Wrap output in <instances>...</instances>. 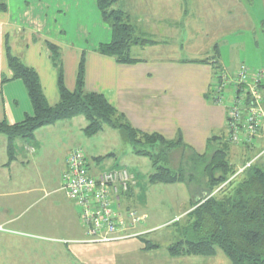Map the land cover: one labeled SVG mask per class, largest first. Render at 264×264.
I'll list each match as a JSON object with an SVG mask.
<instances>
[{"label":"crops","instance_id":"crops-1","mask_svg":"<svg viewBox=\"0 0 264 264\" xmlns=\"http://www.w3.org/2000/svg\"><path fill=\"white\" fill-rule=\"evenodd\" d=\"M1 1L0 122L12 125L22 121L26 115H32L31 103L22 80L12 78L8 55L16 57L36 72L42 93L50 106L60 100L59 72L62 74L63 87L73 91L79 64L83 60V89L102 94L133 128L148 134L158 133L166 139L180 137L199 154L206 152L207 141L212 136H224L226 140L229 102H214L210 92L217 81L218 70L223 68L232 74L236 65L221 57L215 40L216 27L209 25L220 19L222 25L231 27L233 19L227 17L231 8L227 9L228 13H219L215 9L218 0L188 1L190 9L185 8L184 14L196 11V34L208 39V46L202 51L198 48L195 55L163 59H146L134 55L137 59L135 62L120 63L114 57L97 51L101 43H108L112 37V30L103 20L97 0ZM129 1L132 8L127 10L122 6L120 10L128 15L129 20L134 15L132 26L137 29L136 32L145 34L146 26L143 32L136 24L154 22L152 0ZM175 1L183 4V0ZM233 1L240 7L241 20L249 23L256 19L264 24V0H259L262 2V16L258 13L249 14L250 11L254 13L259 10V3L255 8L249 3L243 5L241 0ZM119 3L120 0L115 1L118 8ZM177 7L179 11L181 7ZM49 42L58 46L57 63L53 61ZM139 47L143 50L153 45L135 46ZM2 78L7 80L2 82ZM261 91L263 95L264 79ZM85 124L82 116H76L38 128L33 138H15L11 158L8 155L7 138L0 133V261L6 257L3 255L2 258V253L7 246L10 247L9 238L15 234L11 230L15 229H32L36 235L66 239L62 242L80 245L86 250L90 246L93 249L102 244L85 241L79 211L67 198L60 184V175L65 169L69 151L75 147L83 149L80 144L74 145L71 128L76 126L81 141L84 137L81 138L80 134ZM106 128L110 127H104L102 131ZM110 129L125 138L121 129ZM263 142L264 132H261L250 151L259 149V153L262 152ZM245 148L230 144L229 157L233 163L235 159L243 161L248 149ZM95 158L98 162L100 156ZM32 167L35 168L34 173L27 172ZM97 167L98 164L92 169H96V173L101 171ZM123 167L128 169L125 165ZM48 170L53 175L46 174ZM175 184L183 183L171 185ZM137 185L124 197L125 207L133 208V199L138 201L142 198ZM138 213L147 220L146 213ZM148 246L145 244L141 249L151 250L152 247Z\"/></svg>","mask_w":264,"mask_h":264},{"label":"trees","instance_id":"trees-1","mask_svg":"<svg viewBox=\"0 0 264 264\" xmlns=\"http://www.w3.org/2000/svg\"><path fill=\"white\" fill-rule=\"evenodd\" d=\"M115 1L97 0L102 18L112 30L111 40L101 43L97 51L120 63H132L137 59L131 56V47L149 41L134 36L128 15L114 8ZM48 47L57 63L58 46L49 42ZM8 65L12 78L22 80L32 107V115H26L18 123L0 122V133L7 138L10 158L15 138H33L38 128L76 116L85 119L82 131L87 136L97 134L104 127L121 129L132 152L150 161L152 172L147 176L148 182L183 183L192 195L197 191L205 193L193 201L190 212L172 223L176 224L179 240L167 246L171 257L214 256L222 252L230 264H264V168L256 164L261 154L251 161L249 151L253 145L243 146L248 148L247 153L243 163L236 167L229 157L231 143L224 136H212L207 141L206 152L199 154L180 137L166 139L158 133L136 130L102 94L83 89V60L73 91L63 87L59 72L60 100L54 106L47 103L32 68L11 55H8ZM6 80L2 78V82ZM187 150L189 156L183 159ZM241 167L244 169L236 174ZM149 245L148 248L157 246Z\"/></svg>","mask_w":264,"mask_h":264},{"label":"rangeland","instance_id":"rangeland-1","mask_svg":"<svg viewBox=\"0 0 264 264\" xmlns=\"http://www.w3.org/2000/svg\"><path fill=\"white\" fill-rule=\"evenodd\" d=\"M188 1L185 3L183 0V4H177L175 0H152L153 6L151 5L152 12H150L155 17L154 22L148 25L136 24L143 32L146 26L147 32L140 34L132 26L135 31L134 36L138 39H148L149 43L134 44L130 50L131 56L138 55L146 59L176 58L195 55L198 48L200 51L204 50L208 46V39L196 34V11L192 10L184 14L185 8L190 9ZM1 2L0 0V6H2ZM241 3L245 6L249 3L255 8L259 3V10L254 13L250 11L249 14L258 13L262 16L263 12L260 9L262 2L260 3L259 0H241ZM216 4L215 9L219 13H228L227 9L231 8L227 17L233 19L231 27L222 25L220 19L213 25L212 22L209 25L216 27L215 40L221 57L226 62L231 60L236 65V69L244 64L253 71H264V24L256 19L249 23L241 20L240 7L233 0H218ZM178 5L181 7L179 11ZM113 6L118 8L115 4ZM118 6H120L118 9L122 6L126 9L132 8L129 0H120ZM132 16L131 20L128 19L131 25L135 19ZM149 44L153 47H145L143 50L140 47L135 48L136 45L143 47ZM221 69L223 68L219 71ZM260 94L264 104V91L262 95L260 90ZM71 132L74 145L80 144L85 150L89 170L93 175L97 174L96 169L92 170L96 164L99 165L98 170L125 165L134 174L138 184L137 189H140L143 196L138 201L133 199V208L137 212L147 214V220L145 219V223L139 226L140 230L146 229V234L127 241H113L108 244L104 242L96 246L97 248L92 249L90 246L89 250H86L83 246L62 242L66 239L36 235L31 231L32 229L25 228L20 231L15 229L11 230L15 234L9 238L10 247L7 246V249L3 250L2 258L3 255L6 257L0 261V264H230L222 252L214 256L180 257H171L167 252V246L179 240L176 224L172 223L190 212L194 207L193 201L204 197V193L197 191L195 195H192L184 184H149L147 174L152 171V167L148 158L136 156L127 138L119 137L110 128L93 136H87L82 132L83 134L80 135L84 138L81 141L78 139V129L75 125L71 128ZM189 152V150L185 152L183 159L189 156ZM249 155L252 158L251 161L257 159L260 156L259 149L250 151ZM97 156H100L98 162L95 158ZM242 163L240 159L234 161L236 167ZM256 164L264 168V152L261 153V158ZM34 169L29 168L27 172L32 173ZM46 174L53 175L51 170H48ZM200 182L204 180L201 179ZM117 242L120 243L114 244ZM148 243L157 246L152 247L151 250H142V246L149 245Z\"/></svg>","mask_w":264,"mask_h":264},{"label":"built area","instance_id":"built-area-1","mask_svg":"<svg viewBox=\"0 0 264 264\" xmlns=\"http://www.w3.org/2000/svg\"><path fill=\"white\" fill-rule=\"evenodd\" d=\"M216 77L211 99L216 103L229 102L226 140L235 145H253L264 132L260 94L264 71H253L241 64L232 74L221 69ZM243 169L239 168L236 174ZM60 182L79 211L86 242L104 243L146 234L145 230H138L145 216L123 204L126 194L136 185L134 175L126 167L109 168L93 175L85 152L75 147L67 155Z\"/></svg>","mask_w":264,"mask_h":264},{"label":"water","instance_id":"water-1","mask_svg":"<svg viewBox=\"0 0 264 264\" xmlns=\"http://www.w3.org/2000/svg\"><path fill=\"white\" fill-rule=\"evenodd\" d=\"M204 195H205V193H204Z\"/></svg>","mask_w":264,"mask_h":264}]
</instances>
